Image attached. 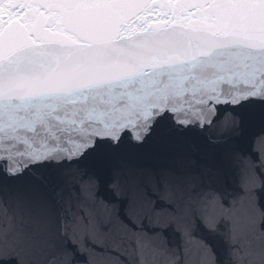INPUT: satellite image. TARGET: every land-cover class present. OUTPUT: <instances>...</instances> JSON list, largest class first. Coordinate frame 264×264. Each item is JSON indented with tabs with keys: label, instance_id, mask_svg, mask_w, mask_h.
<instances>
[{
	"label": "snow or ice",
	"instance_id": "6c2138e0",
	"mask_svg": "<svg viewBox=\"0 0 264 264\" xmlns=\"http://www.w3.org/2000/svg\"><path fill=\"white\" fill-rule=\"evenodd\" d=\"M257 145L264 0H0V264L179 259L161 191L227 204L246 167L264 237Z\"/></svg>",
	"mask_w": 264,
	"mask_h": 264
},
{
	"label": "water",
	"instance_id": "95a60500",
	"mask_svg": "<svg viewBox=\"0 0 264 264\" xmlns=\"http://www.w3.org/2000/svg\"><path fill=\"white\" fill-rule=\"evenodd\" d=\"M257 150L264 152L259 145ZM240 162L238 161L237 164ZM259 177L249 167L243 169L239 183L231 179L232 194L220 196L208 193L203 199L188 196L183 187L162 190L160 196L171 203L174 212L162 211L154 221H171L180 230V258L175 249L153 248L151 241H141L139 264H264V237L259 223L253 224L254 207L247 193H253ZM245 195L240 194V189ZM254 194V193H253ZM103 214L97 204L92 209ZM150 211V207L147 208ZM127 241L135 239L132 233H122Z\"/></svg>",
	"mask_w": 264,
	"mask_h": 264
}]
</instances>
